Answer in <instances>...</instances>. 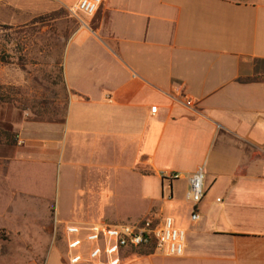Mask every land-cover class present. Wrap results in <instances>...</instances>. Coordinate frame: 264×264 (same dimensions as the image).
<instances>
[{
  "label": "crops",
  "instance_id": "1",
  "mask_svg": "<svg viewBox=\"0 0 264 264\" xmlns=\"http://www.w3.org/2000/svg\"><path fill=\"white\" fill-rule=\"evenodd\" d=\"M96 16L90 29L92 17L79 15L64 47L62 116L5 112L23 142L7 173L48 179L58 159L98 164L112 151L114 169L139 179L153 204L145 213L185 233L181 256L148 264H264V0H105ZM31 159L35 169L23 172ZM198 168L203 198L192 222L188 181ZM149 179L166 184L158 205Z\"/></svg>",
  "mask_w": 264,
  "mask_h": 264
},
{
  "label": "rangeland",
  "instance_id": "2",
  "mask_svg": "<svg viewBox=\"0 0 264 264\" xmlns=\"http://www.w3.org/2000/svg\"><path fill=\"white\" fill-rule=\"evenodd\" d=\"M73 1L0 0V127L8 124L16 140L14 147L7 146L4 137L0 140V215L5 209V228H0V249L3 245L4 250L0 264H69V258L75 255L82 258L79 264H87L88 253L96 244L86 242L82 229L93 224H133L152 214L145 213L151 203L141 197L139 179L130 174L121 176L114 169L118 164L109 150L105 156L100 155L98 164L97 159L80 154L71 165H66V156L63 161L58 159L57 172L48 179H13L7 173L5 159H11L15 147L23 146V142L16 137L11 121L5 120V112L14 108L29 121L28 109L38 113L35 120L44 121L65 112L62 54L68 39L81 27L66 12ZM96 15L90 29L98 23ZM36 165L33 159L21 163L25 173L32 172ZM96 165L99 170L105 167V179H93L99 171ZM146 183L148 198L158 205L161 196H166V184L161 189L158 179ZM70 227L78 228L79 234L66 235ZM74 239L81 245L69 251L68 241ZM151 256L162 254L126 251L121 255V264H148L147 257Z\"/></svg>",
  "mask_w": 264,
  "mask_h": 264
},
{
  "label": "built area",
  "instance_id": "3",
  "mask_svg": "<svg viewBox=\"0 0 264 264\" xmlns=\"http://www.w3.org/2000/svg\"><path fill=\"white\" fill-rule=\"evenodd\" d=\"M105 0H74L66 6L69 17L77 19L79 15L93 17ZM186 105H190L189 102ZM151 114H155L156 107H151ZM163 180L175 178L174 174H162ZM203 168H198L190 176L189 202L191 204L190 220L197 222L199 214L196 211L197 205L203 198ZM86 242L96 244V247L89 251L87 264H121V255L130 250L151 248L154 252L166 257H179L184 250V231L178 230L169 217L159 219L146 217L133 224L106 225L93 224L86 229ZM80 230L70 227L66 235L77 236ZM81 241L74 239L68 241V250L80 247ZM82 258L78 255L69 258V264H79Z\"/></svg>",
  "mask_w": 264,
  "mask_h": 264
},
{
  "label": "trees",
  "instance_id": "4",
  "mask_svg": "<svg viewBox=\"0 0 264 264\" xmlns=\"http://www.w3.org/2000/svg\"><path fill=\"white\" fill-rule=\"evenodd\" d=\"M1 62V59H0ZM4 137L5 144L9 147H14L16 144L15 135L11 131V127L8 124H5V126L0 127V140ZM130 251H137L140 253V255H147L150 254L151 251H153L151 248H141L138 250H130Z\"/></svg>",
  "mask_w": 264,
  "mask_h": 264
}]
</instances>
